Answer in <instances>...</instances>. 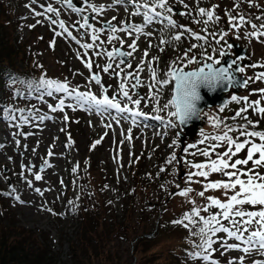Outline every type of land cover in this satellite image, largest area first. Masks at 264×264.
Instances as JSON below:
<instances>
[{"label":"rangeland","instance_id":"rangeland-1","mask_svg":"<svg viewBox=\"0 0 264 264\" xmlns=\"http://www.w3.org/2000/svg\"><path fill=\"white\" fill-rule=\"evenodd\" d=\"M244 1L243 6L249 0ZM255 1L257 2L256 7L254 6ZM49 2L53 3L54 7L60 8L59 19H63L69 30L78 36L77 32L71 28V24L79 20L80 17L71 13L70 10L62 8L55 0H36L35 3L33 0H0V5L2 4L9 12V24L3 29L8 36L7 39L15 43L19 49L23 47L32 54L50 78L68 80L72 86H79L81 91L90 89L99 97L101 93L98 86L86 83L89 72L75 56L76 51L82 52L83 50L79 49V46L74 42L54 36L51 29L55 26L49 25L44 16L33 15V11H43L40 4L47 6ZM75 2L77 6H80L79 0H75ZM92 2L97 6H107L113 0H92ZM170 3H175V0H170ZM185 3L189 5V8L185 9L182 6L180 8L182 12L191 11V15L182 17L172 13V17L178 25L190 27L199 35L200 33L205 35V27L212 31L214 28L224 29L221 25L222 19H227V14L232 13L233 10H235L234 14L242 11L260 10L261 12L257 11L258 14L264 17V0H251L250 8H244L242 5L240 8H236L235 0H200L199 7L208 9L217 6L215 13L221 18L218 22L219 25L209 23L205 26L202 22H194V18L197 16L195 0H185ZM26 5H31V9ZM132 11L129 8L126 13L122 6L117 5L112 9H106L102 17H98V19H111L116 16L117 20L114 23L117 27L120 26L121 20L125 23H142V17L131 16ZM85 14L92 15L91 13ZM6 19L8 18L6 17ZM38 20L41 23H37ZM93 23L96 27L101 26L96 21ZM30 25H35V27H29ZM158 27V25L148 27L146 31L152 35L150 37L142 36L137 41L138 51L130 59L131 69L127 70L135 72L138 61L141 59L145 61V70L139 73L143 83L138 89L140 96L145 99L142 100L138 110L149 116L159 115L163 118L164 123L149 119L146 123L141 122L137 126L132 125L129 120H122L119 125H116L107 115L101 118L94 113L70 109H65L68 115L67 123L63 122V113L60 112L49 113L56 119L46 121L39 127L25 125L20 129H14L0 121V144L4 145L3 148H0V193L10 191V185L14 186L15 194L26 202L19 203L12 197L0 194V210L7 213L8 209L21 227L34 233L38 237V241L49 250L50 258L58 260L56 264H63L62 262H65L66 257L71 253V244L78 242L80 237L79 218L85 210L90 211L91 208L92 212H95L94 215L98 216L99 224L100 220L103 224L96 225V229L92 231L90 237L95 243L87 244L88 254L91 256L84 262L101 264L104 256L102 253L107 252L121 264H132L136 233L143 232L144 229L147 232L152 229L154 232L159 214L167 213L166 216L172 217L184 210L190 211L192 205L185 198L173 193L189 186L195 191L203 190L202 184H189L186 181V163L181 167H178L177 162H173L172 168L166 166L167 158L173 152H176L177 156L179 153L178 147H169L172 140L170 137L172 135L173 138L176 131L165 126L169 119H173L167 116V112L172 109L163 107L170 98L171 89L169 85L160 89L157 87L150 89L148 85L153 83V77L147 66L151 63L157 80L165 78V74L171 68L183 62L182 49L186 45L182 41L190 36L185 33L179 42L161 44L162 37L156 31ZM176 31H180V29L178 28ZM117 35L121 39H125V34L117 33ZM78 38L80 37L78 36ZM106 38V34L101 35L102 40H106ZM132 38L125 39L123 50H129L127 44L131 42ZM210 39L209 46L212 47L216 43L212 37ZM53 40H55L54 48L50 47V42ZM84 42L90 43L91 40L85 38ZM196 44L198 47L200 43L196 42ZM113 46L120 47L119 42L107 45L109 50ZM144 51L149 53V57H144ZM198 52L200 51L194 50L192 55L196 57ZM180 55L181 58H179ZM88 57L94 61L92 71L99 72L102 83L109 87L107 94L111 98L113 89L118 86L119 80L110 78L108 74L102 72V66L107 62L105 59L93 57L91 50H89ZM88 57L84 59L87 60ZM97 64L101 65V68H97ZM75 73H83V75ZM123 75L124 73H121V76ZM132 82L134 83V81ZM260 88H264V81L251 80V91H243L242 96H248L252 101L260 99L259 95L254 94ZM150 91L153 95L159 96V104L149 95ZM129 92L134 99L140 98L131 87H129ZM7 93L8 91L5 90L0 98L2 99ZM12 97V95L11 97L7 96L4 102L16 107H22L21 104L25 103L24 99ZM48 102L55 105V100L51 98H48ZM261 103H264V100H261ZM29 104V106L32 105L31 102ZM38 106L41 111H48L46 105L39 103ZM157 106L161 108L160 112L155 111ZM129 107L135 108L134 105H129ZM237 110L239 109L237 108ZM248 113L254 116L252 117L254 120L262 119L264 121V114H256L251 110ZM106 123H111L112 127H103ZM129 128L132 129L131 140L128 139L127 130ZM13 131L33 134L16 137L15 139L20 141V145L16 146L12 135ZM69 136L71 142L68 140ZM96 140H100L101 143L93 149L91 146ZM254 140L257 142L256 139ZM195 145L197 148L204 147L197 143ZM49 150L54 153L51 157L48 156ZM224 150L223 146L217 149L218 152ZM192 152H195V148L189 149V153ZM189 153L187 155L193 159L194 163H202L205 159L202 156H194ZM212 158L215 159V156ZM236 158H246V151H242ZM44 159H47L52 167L40 173L43 177L41 181H35L31 173L25 172V176L33 180V187L44 191V195L41 196L28 187L20 178L19 173L21 172V163L33 164L36 166L33 171H38ZM180 159L187 161L185 153L182 152L178 156V160ZM77 165L79 167L73 173L71 169ZM161 167L165 168L164 172H160ZM248 167H251V164ZM193 179H200L203 183H207L226 178L219 174H212L207 179L203 177H193ZM61 180H63V186L60 183ZM207 194L215 195L217 198L221 197L219 191H210ZM191 198L198 199L195 196ZM162 200L164 201L162 202ZM68 201H72V203L70 204ZM155 207H157V213L153 209ZM248 210L255 209L248 208ZM114 226L117 229L112 234L111 240V233H109V237L104 241L103 251L97 257L94 252L100 248L98 235L105 234L107 228ZM147 232H144L145 235H149ZM187 232H190V229H185L178 224L167 228L162 226L161 229H158L159 238L152 249L162 251L164 254L170 248L177 247L179 250V246L184 245L181 242L187 236ZM86 237H88L87 234ZM218 254L219 260H224L220 264H227L228 259L243 255L238 251H230L223 256L218 251ZM253 259H260V257H249L245 260V264H252ZM51 262L53 263V261Z\"/></svg>","mask_w":264,"mask_h":264},{"label":"snow or ice","instance_id":"snow-or-ice-1","mask_svg":"<svg viewBox=\"0 0 264 264\" xmlns=\"http://www.w3.org/2000/svg\"><path fill=\"white\" fill-rule=\"evenodd\" d=\"M35 2L36 0H33V3ZM55 2L80 17L79 20L71 24V28L77 32L80 38L74 35L72 30H69L63 19H59L61 10L54 7L53 3L49 2L47 6L40 4L39 6L43 11H33V15L44 16L49 25L55 26L51 29L54 32V36L74 42L79 46V49L83 50L82 52L76 51L75 56L89 72V76L86 77V83L98 86L101 95L98 97L90 89L81 91L79 86H72L68 80L49 79L45 78V75L34 79H21L17 75L10 77L12 84L17 89L22 86L24 91L16 90L14 97H23L25 101H30L34 96L35 100L47 106L48 111H41L35 104L25 107L3 104L0 105V108H2L0 121L14 129H20L25 125L39 127L46 121L56 119L55 116L49 113L60 112L63 113V122L67 123L68 115L65 109H70L72 111L83 110L94 113L101 118L107 115L116 125H119L122 120H129L132 125L137 126L141 122L146 123L149 119L164 123L161 116L149 117L143 111L138 110L142 100L145 99V97L140 96L138 91L143 83L139 73L145 70V61L143 59L138 61L135 72L127 69H131L130 59L138 51L137 41L142 36L150 37L152 34L147 32L146 29L153 25L159 26L156 31L162 37L160 40L161 44L179 42L185 33L197 41L208 43L207 36L197 34L190 27L178 25L177 21L173 19L172 13L175 8H180L181 6L185 9L189 8L185 0H175V3H170V0H113L107 6H97L92 0H79L80 6H77L75 0H55ZM195 2L197 4V16L194 18V22H202L207 26L209 23L220 21V16L215 13L217 6L206 9L198 6L200 0H195ZM249 3H251V0H249ZM117 5L122 6L126 13L131 8L133 10L131 16L142 17L143 22L135 24L125 23L121 20L120 26L117 27L114 23L117 20L116 16L111 17V19H98V17H102L106 9H112ZM241 5L242 0H235L236 8H240ZM26 7L31 9V5H26ZM85 13H91L92 15ZM176 15L182 17L190 16L191 11H179V13L176 12ZM93 21H96L101 26L96 27ZM37 23H41V21L38 20ZM245 26H250L251 31L245 32L244 35L257 40L264 37V17L250 15L247 11L236 12L235 14L228 13V30H217L210 35L215 40V43L219 45L229 35L230 30L239 32ZM29 27H35V25H30ZM57 28L59 30H56ZM165 28L168 29V33H171L170 40L162 36ZM178 28L180 29L179 32L176 31ZM204 32H208L207 27H205ZM117 33L125 34V39L134 37L127 44L129 50H123L125 39H121ZM102 34H106V40L101 39ZM85 38H90L91 42H84ZM116 41L119 42L120 47L113 46L109 50L107 45H112ZM204 43L199 46L203 47ZM50 47H55V40L50 42ZM196 48L197 44L193 43L189 50ZM230 49L231 45H228L227 49L221 50L220 55L222 57L230 55ZM89 50H91L93 57L103 58L107 61L102 66V72L108 74L110 78L119 80L118 86L113 89L111 98L107 94L109 87L102 83L99 72L94 73L92 71L94 61L88 57ZM185 55L187 56V53ZM85 57H88V59L85 60ZM144 57H149L147 51H144ZM194 59V57L189 59L188 63H193ZM243 59V57L240 58V60ZM208 60L211 62L193 71H183L178 67H173L165 74V78L159 80L156 79V72L152 69L151 63L148 64V71L153 77V83L148 85L150 89L153 87L160 89L169 85L170 80L174 81V88L170 98L163 105L165 109H173L167 112V116L173 118L167 121L165 125L167 128L175 129L177 123L182 126L197 113L196 102L200 99V85L215 86L222 80L231 81L232 71H238L241 74L246 71L236 59H233L227 66L222 65L220 60H214L212 56H208ZM114 64L115 67H113ZM234 64L238 65V67L233 68ZM216 65H219V67H216ZM96 67L101 68V65L97 64ZM251 67H264V64H253ZM121 73H124V75L121 76ZM75 74L83 75V73ZM251 80L264 81V71L254 73L252 78L245 77L241 87L251 91ZM129 87L140 98L134 99L133 95H130ZM254 94L259 95L260 99L252 101L248 96H230V102H236L237 104L243 102L244 106L232 114L231 123L224 121L219 116L211 120L214 127L217 129L223 128V131L214 136L209 134L205 139H202L200 143L204 147L197 148L195 144H190L186 147L178 146L176 140H172L169 145V147L173 148L178 147L179 151L183 153H189V149L195 148L197 150L189 154L205 158V162L202 163H193L191 160L185 162L183 159L178 160L177 153L173 152L166 161L168 165L177 162L178 167L184 166L186 163V181L189 184H202L203 187V190L195 191L189 186L180 189L177 193H173L185 198L192 205L190 211L182 213V218L172 221V223L181 225L185 229H190L193 244L191 250L186 252V257L192 264H196V261H200V264H220V261L215 258L217 251L222 256L230 251L243 253L237 258L228 259L227 264H245V260L249 257H260V259H253L252 264H264V130H249L255 129L256 125L246 115L249 110L256 114H264V106H261V100H264V88H260ZM149 95L159 104L158 95H153L151 91ZM46 98L55 100V105L49 103ZM122 104L123 106H121ZM129 105H134L135 108L129 107ZM155 111L160 112L161 108L157 106ZM219 111L223 112L224 108L221 107ZM203 112L204 110L200 112L201 117ZM237 121H240V123H237ZM103 127L111 128L112 124L106 123ZM131 131V128L127 130L129 140L132 139ZM234 132H239V135L235 138L231 135ZM32 134L31 132L24 133L22 131L12 132L16 146L20 145V141L15 139L16 137H25ZM253 138H258L259 143L255 142ZM68 140L71 142L70 136ZM100 143V140H96L91 147L94 149ZM221 146L225 150L218 152L217 149ZM3 147L4 145L0 144V148ZM242 151H246V158H236ZM53 155L54 153L49 150L48 156L51 157ZM213 156H215V159L212 158ZM250 164L251 167H248ZM20 167V178L24 180L30 189L43 196L44 191L40 188H34L33 180L28 179L25 176V172L31 173L35 181H41L43 177L40 173L52 167V165L47 159H44L38 171H33L36 168L33 164L25 165L21 163ZM78 167V165L73 167L71 171L75 173ZM164 171L165 168L161 167L160 172ZM212 174H219L226 179L207 183H203L200 179H193V177L207 179ZM60 183L63 186V180ZM210 191H219L221 197L217 198L215 195L207 194ZM15 193V187L10 185V191L0 194L12 197L19 203H26ZM192 196L198 199H192ZM68 203L71 204L72 201H68ZM248 208H254L255 210H248ZM213 209L216 211L213 212ZM221 233L225 234V238H219L218 234ZM229 240L234 241V243H229ZM216 245H219V247L217 248Z\"/></svg>","mask_w":264,"mask_h":264},{"label":"trees","instance_id":"trees-1","mask_svg":"<svg viewBox=\"0 0 264 264\" xmlns=\"http://www.w3.org/2000/svg\"><path fill=\"white\" fill-rule=\"evenodd\" d=\"M2 6L3 5L1 4L0 97L5 90H9L10 93L13 94V96L16 90L24 91V88L22 86L17 89L12 84V80L10 79V77H15L18 75L21 79H34L45 75V78L52 79L47 76V72L45 71V69L41 66L40 63L36 61L32 54L26 51L23 47H20L19 49L15 43H12L7 39L8 36L3 29L6 28L9 24V12L4 6L2 8ZM6 17L8 19H6ZM4 101V97L2 99L0 98V105L6 104ZM1 110L2 108H0V111ZM216 117H218V115H213V117H211L210 119V122L206 123V125L204 126L205 131H208L209 128L212 127L213 124L211 123V120L215 119ZM217 130L220 131L221 129ZM195 143H197V141H190L187 146ZM196 150L197 149H195V151ZM185 157L187 158V161L191 160L194 163L193 159L189 158L187 153H185ZM203 162H205V159H203ZM166 166L172 168V164H167ZM163 201L164 200H162V202ZM153 209L157 213V207ZM215 211L216 210L213 209V212ZM184 212H188V210H184L179 214L177 213L176 216L172 217L166 216L168 215L167 213L159 214L154 232L152 231V229L149 230V232L144 229L143 232L136 233L134 237L135 253L133 251L132 264H192V262L186 257V252L191 250L193 244V237L190 235V232H187V236L183 238V241L181 243H184V245L182 247L179 246V250H177V247L174 249L170 248V250H167L164 254L162 251H154L152 249V247L157 243V238H159L157 235L158 229H161L162 226L166 228L173 226L174 223H172V221H174L176 218H182V213ZM94 213L95 212H92L90 208V211L85 210L83 214H80L78 223L80 237L77 242L78 244H75V242L74 244H71V253L66 257V261L62 262L63 264H87L84 261L87 260L89 256H91L90 254H88L89 247H87V244L95 243L90 237L92 236L91 233L94 229H96V225L103 224L101 223V220L99 224L98 216L94 215ZM116 229V226L107 228V230H105V234L102 235L101 233L98 235V245L100 248L99 250H97V252H94L97 257L101 255V252L103 251L102 248L104 246V241H106L105 239L109 237V233H111V240V237L113 236L112 234ZM144 232L149 233V235H145ZM86 234L88 235V237H86ZM218 236L219 238H225L220 234H218ZM74 246L76 249L74 248ZM102 254L104 256L101 260V264H121L118 261H115L116 259L113 258L111 254H108L107 252ZM49 255L50 253L47 247L43 243H40L38 241V237L34 235V233L21 227L13 218V216H11V213L8 209L7 213H4L0 210V264H56L58 260L51 259ZM215 257H218L216 253ZM51 261H53V263ZM196 264H200V261H196Z\"/></svg>","mask_w":264,"mask_h":264},{"label":"flooded vegetation","instance_id":"flooded-vegetation-1","mask_svg":"<svg viewBox=\"0 0 264 264\" xmlns=\"http://www.w3.org/2000/svg\"><path fill=\"white\" fill-rule=\"evenodd\" d=\"M244 2L245 1L243 0L242 6H243ZM254 3L257 4V2H254ZM250 6H251V3H249V1H248L243 7L244 8H250ZM233 11H235V10H233ZM233 11H232V14H234ZM252 11L248 12V13L250 15H255V16L259 17L258 14H253ZM253 22H256V21H253ZM221 25L224 27V29L214 28L213 32H216L217 30H221V31L228 30L227 29V19H225V18L222 19ZM247 31H251L250 26H245L244 28L240 29L239 32L230 30L229 35L227 37H225V39L223 41H221V43L219 45L213 44L214 52L210 56H212L214 60H219L222 58V56L220 55V52L222 49H227L228 45H231L232 43H238L239 44L238 49L240 50V52L238 54H236V56H240V55L241 56L236 57L235 59L238 61L240 66H243L246 69V71L242 74L244 76V78L245 77L252 78L254 76V73L264 71V67H256V68L251 67V65H253V64H257V65L264 64V37H261L259 40L255 39V38H250V37L244 35V33ZM207 33H210V31L208 30ZM189 49L190 48L188 47V49H187L188 52L191 51ZM229 51H230L229 56L235 57V52H234L232 46H231V49ZM187 56L190 57V59L193 58V56H190V55H187ZM241 57H243L244 59L240 60ZM205 59L206 58H204L201 61V63L198 65H202L206 62H211V61L205 60ZM243 90H246V89L242 88L241 91H243Z\"/></svg>","mask_w":264,"mask_h":264},{"label":"water","instance_id":"water-1","mask_svg":"<svg viewBox=\"0 0 264 264\" xmlns=\"http://www.w3.org/2000/svg\"><path fill=\"white\" fill-rule=\"evenodd\" d=\"M232 60L233 58L226 56L221 60V64L227 66ZM202 66L203 65L199 66L198 68ZM216 67H219V65H216ZM180 69L183 71L196 70V69L184 70L182 68ZM231 75H232L231 81L222 80L219 83H217L215 86H209L205 84L200 85L199 92L202 94V99L199 101V109L203 110L207 106L222 105L226 100L225 92L229 91L231 87H233L234 90H237L238 87L244 83L242 78L238 77L236 71H232ZM201 120L202 118L199 115H197L196 118H190L184 125H182L184 131V134L181 135L182 138H184L185 136L192 138L198 131V128L201 126Z\"/></svg>","mask_w":264,"mask_h":264},{"label":"clouds","instance_id":"clouds-1","mask_svg":"<svg viewBox=\"0 0 264 264\" xmlns=\"http://www.w3.org/2000/svg\"><path fill=\"white\" fill-rule=\"evenodd\" d=\"M162 36L163 38L167 39V40H170L171 39V36L168 35V29L165 28L162 32ZM200 93V92H199ZM202 99V94L200 93V99L196 102V108H197V113L195 115H193L191 118H196L197 115L201 116L200 115V112L202 111V109H199V101Z\"/></svg>","mask_w":264,"mask_h":264}]
</instances>
